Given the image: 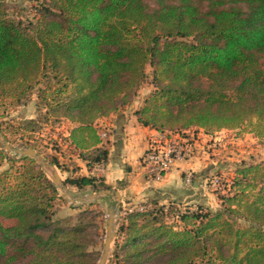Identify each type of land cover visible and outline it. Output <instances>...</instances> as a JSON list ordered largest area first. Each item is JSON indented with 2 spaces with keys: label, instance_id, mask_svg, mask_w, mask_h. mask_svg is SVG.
I'll use <instances>...</instances> for the list:
<instances>
[{
  "label": "trees",
  "instance_id": "16d2710c",
  "mask_svg": "<svg viewBox=\"0 0 264 264\" xmlns=\"http://www.w3.org/2000/svg\"><path fill=\"white\" fill-rule=\"evenodd\" d=\"M3 1L0 98L21 104L37 91L48 114L75 125L70 140L89 169L109 156L97 122L133 102L147 66L154 90L135 112L141 125L182 134L247 130L263 144L264 0H48L27 23L10 18ZM0 130L6 136L1 123ZM16 157L0 173V264H96L95 212L55 221L58 187L34 159ZM77 168L65 184L113 190ZM227 190L217 211L155 200L125 211L115 257L264 264L263 163H240Z\"/></svg>",
  "mask_w": 264,
  "mask_h": 264
},
{
  "label": "rangeland",
  "instance_id": "374dc122",
  "mask_svg": "<svg viewBox=\"0 0 264 264\" xmlns=\"http://www.w3.org/2000/svg\"><path fill=\"white\" fill-rule=\"evenodd\" d=\"M3 3L10 18L27 23L32 21L35 22L38 17V10L40 8L43 9L49 2L48 0H4ZM146 75V80L139 87V91L149 92L154 90L153 68L151 66H147ZM37 93V91L33 92L30 98L21 104L16 103L11 98H0V123L4 128L6 136L3 135L1 130L0 133L5 142L21 150L31 148L28 146L34 147V150L42 159L53 166L52 168L44 170L50 180L54 170L57 171L63 181V187L67 189L72 196L87 197L105 191H94L93 188L77 190L69 184H65L67 178L75 176L73 170L78 167L77 160L81 159L79 150L75 148L70 140V134L75 125L68 119L48 114L47 108L42 104L40 106ZM109 130L111 131L112 127H109ZM218 137L219 140H217L214 147L216 150V156H214L216 170L208 176L207 183L208 192L213 194L216 203L213 207L206 205L201 206L195 203L182 206V209L190 208L192 211H195L201 206L212 211H217L221 209V202L218 201L219 199L217 200L219 192H217L211 184V180L214 177L221 179L223 184L231 182L235 176L238 165L242 162L263 163L264 168V137L261 140L263 144L259 143L255 137L247 132V130L239 132L223 131ZM108 139L104 142H107ZM0 151L1 173L10 166L9 161L6 160L7 157L19 160L20 157L16 156L20 155L3 149L1 144ZM54 159H58L59 165H53L52 162ZM19 164H21V162ZM38 165L40 164L38 163ZM77 174L81 175L80 169ZM192 184L193 182H191L190 185ZM97 185L101 187L99 182ZM58 190L62 200L57 204L59 206L57 207L54 217L55 221L70 217L76 218L84 210H92L97 215V227L92 230L93 236L90 239V249L97 254L98 263L103 253L104 242L107 236L108 210L114 207L116 199L103 195L97 200L71 203L69 198H63L64 193L62 189L58 188ZM123 207V211L118 210L116 214V238L112 243L111 254L106 264H127L122 258L123 253H119L118 259L115 257L114 253L117 245L116 243L118 242L120 245L123 243V237H118L121 223L120 217L125 215V211L131 208L124 204ZM1 220L6 225L13 224L10 220L2 218ZM94 232H97L98 235L95 236Z\"/></svg>",
  "mask_w": 264,
  "mask_h": 264
},
{
  "label": "crops",
  "instance_id": "0c3cea01",
  "mask_svg": "<svg viewBox=\"0 0 264 264\" xmlns=\"http://www.w3.org/2000/svg\"><path fill=\"white\" fill-rule=\"evenodd\" d=\"M151 92L139 91L129 106L101 119L108 121L112 127L107 141L108 161L89 169L86 162L78 159L77 166L81 176L103 178L106 184L121 194V206L124 204L131 207L128 211L142 210L146 207L144 204L150 200L158 201L162 205L176 203L182 207L196 203L213 207L216 199L208 192L207 183L208 176L216 170L214 147L223 131L241 130L224 129L212 135L202 129L191 130V136L195 139L193 156L177 162L163 179L149 180L141 158L150 135L157 131L141 125L135 112L143 106ZM250 135L255 137L251 133ZM188 173L193 175L192 185L185 182Z\"/></svg>",
  "mask_w": 264,
  "mask_h": 264
},
{
  "label": "built area",
  "instance_id": "2783aa9c",
  "mask_svg": "<svg viewBox=\"0 0 264 264\" xmlns=\"http://www.w3.org/2000/svg\"><path fill=\"white\" fill-rule=\"evenodd\" d=\"M96 127L102 141L109 138L110 123L105 120L97 122ZM195 150V139L191 132L182 133L156 132L150 135L147 148L141 158L145 174L149 180L159 181L163 179L175 166L177 162L185 161L193 156ZM192 173L185 177L186 184H191ZM230 183V182H229ZM221 179L214 177L211 184L220 194L227 193V185Z\"/></svg>",
  "mask_w": 264,
  "mask_h": 264
},
{
  "label": "water",
  "instance_id": "95a60500",
  "mask_svg": "<svg viewBox=\"0 0 264 264\" xmlns=\"http://www.w3.org/2000/svg\"><path fill=\"white\" fill-rule=\"evenodd\" d=\"M0 144H1L3 149H5L9 152H15L17 155H20V156L31 157L32 159L37 161L42 166L43 170H47V169L53 167L50 164H48L46 161H44L42 159V157L32 148L21 150V149H17L15 147L9 145L8 143L5 142L1 133H0ZM51 180L58 188L62 189V191L64 193L63 198H66V197L69 198V201L71 203H74L77 201L87 202L89 200H97L103 195H106L108 197H114L116 199V203H115L114 207H112L108 210L109 217H108V221H107V236H106V239L104 242L103 253H102V255H101V257L97 263V264H106L109 257H110V254H111L112 243L116 238V228H117L116 214H117V211L120 210V207H121V203H122L121 194L116 190H105V191H102L100 193L93 194V195H90L87 197H75V196H72L67 191V189H65L63 187V181H62V179H61V177L57 171L54 170L53 175L51 176Z\"/></svg>",
  "mask_w": 264,
  "mask_h": 264
}]
</instances>
